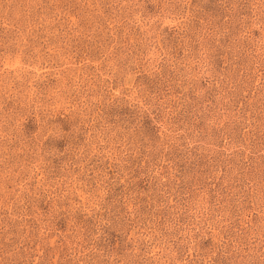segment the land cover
<instances>
[{
	"label": "rangeland",
	"instance_id": "obj_1",
	"mask_svg": "<svg viewBox=\"0 0 264 264\" xmlns=\"http://www.w3.org/2000/svg\"><path fill=\"white\" fill-rule=\"evenodd\" d=\"M0 264H264V0H0Z\"/></svg>",
	"mask_w": 264,
	"mask_h": 264
}]
</instances>
